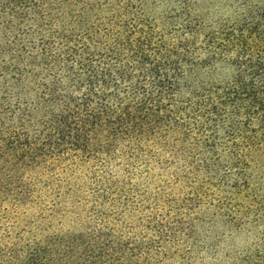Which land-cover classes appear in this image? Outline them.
Listing matches in <instances>:
<instances>
[{
	"label": "trees",
	"instance_id": "16d2710c",
	"mask_svg": "<svg viewBox=\"0 0 264 264\" xmlns=\"http://www.w3.org/2000/svg\"><path fill=\"white\" fill-rule=\"evenodd\" d=\"M263 150L264 0H0V264H59L51 242L84 251L79 264L105 252L114 264H163L155 258L174 228L155 213L126 236L102 223L50 238L39 222L32 237L33 220H23L84 205L124 227L119 209L140 210L145 197L139 188L129 199L117 179L192 178V199L239 189ZM55 170L67 173L65 192L38 180ZM82 176L85 197L70 183ZM43 191L55 198L38 202ZM191 223L176 225L189 236ZM138 227L145 233L130 235ZM183 247L181 264H264V255L221 263L192 255L209 247Z\"/></svg>",
	"mask_w": 264,
	"mask_h": 264
},
{
	"label": "rangeland",
	"instance_id": "374dc122",
	"mask_svg": "<svg viewBox=\"0 0 264 264\" xmlns=\"http://www.w3.org/2000/svg\"><path fill=\"white\" fill-rule=\"evenodd\" d=\"M247 175L245 181L238 183L239 189L231 184H223L228 186L220 191H210L205 189H197L194 192L192 199L186 193L192 178L186 179L184 183L173 186L171 182H160L158 178L151 180H140L139 178L132 180L117 179L118 185L123 187V194L126 193L129 199L138 200L136 189L140 188L144 200L140 201V210L135 211V202L130 203L124 210H120L124 214L123 223L126 226L119 227L112 216H103L98 212L93 213L89 207L82 205L74 212L67 211L66 213H58L54 216H48L47 212L41 217L35 215L36 211H28L26 218L23 221L32 219L28 222L27 228L32 229L31 236L39 235L38 228H45L43 235H50V238H63L61 235L71 234V232H84L97 230L102 223H107L109 227L115 228L119 233L126 236L131 230V226L135 225L136 221L141 216L155 213L166 222L169 227L174 228V234L167 238V242L161 246L160 254L155 260L161 262L163 257H168L163 264H181L182 258L185 257L184 252L188 247L194 248V244L201 247H209L202 251L199 249L198 254L193 253L198 259H216L221 263H226L233 259H242L248 256L264 255V150L257 152L249 164L246 166ZM120 168L113 167V171H120ZM82 174L88 171V167H83ZM64 173H58L56 170L50 171L47 175L38 176V180L47 179L52 181L50 187L61 185V192H65L68 183L65 180ZM61 178V179H59ZM83 179H71L70 183L76 187L80 186V196L85 197V189L88 186V181ZM87 182H81L84 180ZM203 181H197V184ZM77 183V184H76ZM45 185L43 183H40ZM131 191V192H130ZM55 193L43 191L38 202H50L55 198ZM157 194L160 199L150 200L149 196ZM47 196V197H46ZM164 197V198H163ZM183 197H187V201ZM63 195L57 201H61ZM68 200L67 203H71ZM86 201V198H84ZM89 205H91V197H88ZM182 203H187L180 207ZM166 205V207H164ZM107 207L101 210L107 214ZM167 210H171L167 213ZM34 218L37 220L35 221ZM191 219L192 223L189 222ZM180 221L183 227H187L188 223L192 224L190 235H184V231L176 225ZM138 224V223H136ZM130 225V227H129ZM177 226V227H175ZM139 232L143 230L136 228L130 235L140 237ZM147 238L144 240L146 244ZM66 244L51 242V252L57 257L59 264H79L87 260V254L84 251H79L76 257L70 256L67 252ZM147 245V244H146ZM97 255V253H95ZM79 257L78 262H74ZM115 261L109 252L101 258H95L93 264H114Z\"/></svg>",
	"mask_w": 264,
	"mask_h": 264
}]
</instances>
